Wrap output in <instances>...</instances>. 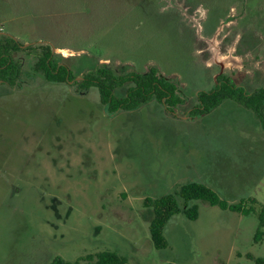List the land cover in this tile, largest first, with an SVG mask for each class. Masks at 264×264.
Returning a JSON list of instances; mask_svg holds the SVG:
<instances>
[{
  "label": "rangeland",
  "instance_id": "obj_1",
  "mask_svg": "<svg viewBox=\"0 0 264 264\" xmlns=\"http://www.w3.org/2000/svg\"><path fill=\"white\" fill-rule=\"evenodd\" d=\"M0 34L24 45L11 53L14 85L0 80V264L104 251L127 264H264V237L254 242L263 206L249 201L264 200V189L253 193L264 145L249 124L261 125L233 100L188 118L218 75L247 92L264 87V0H0ZM49 50L76 81L99 68L117 76L155 68L183 101L177 117L151 101L108 118L96 89L49 83L35 70ZM239 110L246 119L233 116ZM199 140L226 143L220 181L217 157L192 153ZM198 180L256 213L238 221L216 206L194 221L174 215L163 230L167 247L156 250L144 200Z\"/></svg>",
  "mask_w": 264,
  "mask_h": 264
},
{
  "label": "trees",
  "instance_id": "obj_2",
  "mask_svg": "<svg viewBox=\"0 0 264 264\" xmlns=\"http://www.w3.org/2000/svg\"><path fill=\"white\" fill-rule=\"evenodd\" d=\"M24 45L8 34H0V80L10 86L15 82L16 65L11 57L12 52H17ZM51 50L38 57L34 66L35 70L41 72L45 80L49 83H74L78 90H97L100 104L104 114L112 118L121 112H132L143 105L157 101L166 113L172 117H177L176 109L182 105L183 101L178 96L176 87L166 77L159 74L155 68H150L144 73H130L117 76L106 68L85 73L76 81L72 70L63 63ZM124 95L117 97L116 88L127 86ZM225 100H233L245 109L251 111L257 118L261 128L264 130V87L252 92H247L243 87L235 85L226 75H218L216 83L208 91H199L196 95V104L189 111L188 118L196 119L215 110ZM178 199L183 201L181 208ZM202 201L210 206H217L222 210L237 212L249 215L255 212L254 208H243V203L235 205L228 204L220 199L218 195L208 187L188 183L181 186L178 192L165 195L159 199L146 198L144 207L152 210V220L149 224V236L151 243L156 250L167 247V242L163 236V230L168 219L178 213L191 221L197 219L198 212L195 206L190 203ZM253 204L256 200L249 199ZM257 213L258 228L254 235V242L259 243L264 237V208L261 207ZM250 260L252 257L248 256ZM257 264H262L259 259ZM50 264H127L124 257L113 252L104 251L95 255H88L84 259L73 262L65 261L56 257Z\"/></svg>",
  "mask_w": 264,
  "mask_h": 264
},
{
  "label": "crops",
  "instance_id": "obj_3",
  "mask_svg": "<svg viewBox=\"0 0 264 264\" xmlns=\"http://www.w3.org/2000/svg\"><path fill=\"white\" fill-rule=\"evenodd\" d=\"M239 112L241 113L240 115L234 113L233 116H236V118L238 117V119H240V117L243 119H246L245 117L242 116V111L239 110ZM208 114H210V113H208ZM208 114H206L204 116H207ZM255 122H256V120H253V122L249 125L251 127H253V129H254L255 140L260 139L261 142L259 144L264 145V130H262L260 126L257 128ZM225 146H226V143H218L215 141H207V140H199V141L190 142V149H191L192 153H194V155L197 156L199 154H201V155L206 154L209 157H217V163H215V165L213 166V168H215V171L213 173H214V176L217 175L219 181L223 178V175L226 173L225 167H223L224 166L223 163L227 157L225 154L226 153L225 152ZM230 156L231 155H229L228 157H230ZM198 181L199 182H189V183L201 184V185H204V186L208 187L209 189L213 190L214 192L217 191V183L216 182H214V181L207 182L204 180H198ZM225 186H227L228 188H234L233 183H230V185L225 184ZM263 189H264V174H262L261 176H259L256 179L254 189H253V193L256 194L258 192L260 194L261 190H263ZM254 199L256 200V202L262 204V206L264 208V200L258 201L257 197H255ZM200 202L203 204H200ZM193 204L197 208V212H198L197 219L201 216V208H206L207 210L209 209V211H210L216 207V206H210L209 204L202 202V201H195ZM207 206H209V207H207ZM256 211L257 210H255V213H256ZM213 212L216 213L215 211H213ZM222 213L225 214V216H235V217H237L238 221H241L242 218L245 216L243 214L235 213V212L231 213V212H227V211H222ZM229 213H231L233 215H228ZM178 214H182L184 216L183 213H178ZM175 215H177V214H175ZM173 216H171V217H173ZM246 216H248V215H246ZM169 219H168V221H169Z\"/></svg>",
  "mask_w": 264,
  "mask_h": 264
}]
</instances>
